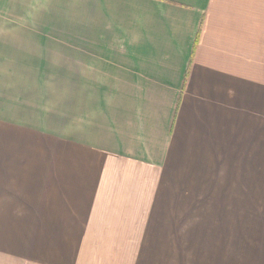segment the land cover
Wrapping results in <instances>:
<instances>
[{"label":"crops","instance_id":"0c3cea01","mask_svg":"<svg viewBox=\"0 0 264 264\" xmlns=\"http://www.w3.org/2000/svg\"><path fill=\"white\" fill-rule=\"evenodd\" d=\"M32 222L52 264H264V0H0V264Z\"/></svg>","mask_w":264,"mask_h":264},{"label":"rangeland","instance_id":"374dc122","mask_svg":"<svg viewBox=\"0 0 264 264\" xmlns=\"http://www.w3.org/2000/svg\"><path fill=\"white\" fill-rule=\"evenodd\" d=\"M37 210V209H36ZM33 211V210H32ZM33 220V218H32ZM39 224H31V240H30V257L29 260L24 258L22 254L15 256L14 264H52L54 261L53 248L55 241L41 239L39 237ZM16 252L22 253V245L16 241Z\"/></svg>","mask_w":264,"mask_h":264}]
</instances>
